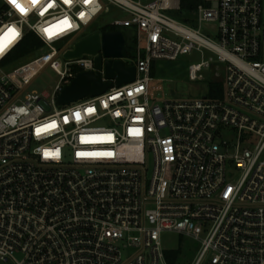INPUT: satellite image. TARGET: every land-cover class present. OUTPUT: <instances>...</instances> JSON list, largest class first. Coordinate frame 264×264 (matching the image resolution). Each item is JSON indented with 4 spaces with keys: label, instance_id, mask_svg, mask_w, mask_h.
<instances>
[{
    "label": "built area",
    "instance_id": "2783aa9c",
    "mask_svg": "<svg viewBox=\"0 0 264 264\" xmlns=\"http://www.w3.org/2000/svg\"><path fill=\"white\" fill-rule=\"evenodd\" d=\"M209 1L183 22L179 0H0L2 263L168 264L174 232L199 244L191 264H264V0ZM108 5L128 15L109 26L135 36V80L59 109L95 58L63 54ZM28 33L41 45L9 69ZM201 49L222 65L188 77L210 71L219 95L150 103L152 63ZM45 66L51 103L23 95Z\"/></svg>",
    "mask_w": 264,
    "mask_h": 264
},
{
    "label": "rangeland",
    "instance_id": "374dc122",
    "mask_svg": "<svg viewBox=\"0 0 264 264\" xmlns=\"http://www.w3.org/2000/svg\"><path fill=\"white\" fill-rule=\"evenodd\" d=\"M109 13H103L98 16L83 32L74 37L77 41L95 31H102V27L109 25L115 18H125L128 15L119 9L108 5ZM174 16L173 14H171ZM205 29H203L204 31ZM125 32V29L120 28ZM134 56L128 55L125 59L127 64L134 63ZM212 58L213 64L221 66L216 61V56L205 49L201 51H192L189 54L180 55L176 60H155L152 63L151 81L149 83V100L150 103H160L165 100H186L203 97L211 89L210 71H203L204 80H190L188 77V68L190 65L200 63L203 60ZM32 58H19L9 69H15L25 64ZM8 69V68H7ZM59 82V75L50 67L45 66L40 69L23 90L25 94H43L46 93V101L51 103L55 87ZM59 109L62 108L58 104ZM162 245L165 249L177 253L174 258V264H191L195 259L199 244L191 238L179 235L174 232H164L161 236ZM168 262V261H167ZM0 264H5L0 261ZM169 264V263H168Z\"/></svg>",
    "mask_w": 264,
    "mask_h": 264
},
{
    "label": "water",
    "instance_id": "95a60500",
    "mask_svg": "<svg viewBox=\"0 0 264 264\" xmlns=\"http://www.w3.org/2000/svg\"><path fill=\"white\" fill-rule=\"evenodd\" d=\"M82 55H95L94 70L79 72L63 85L57 97V103L61 106L85 97L101 95L113 83L120 87L135 80V67L126 65L122 60L128 57V53L125 37L120 30L92 32L75 41L64 52L63 58L77 59Z\"/></svg>",
    "mask_w": 264,
    "mask_h": 264
},
{
    "label": "trees",
    "instance_id": "16d2710c",
    "mask_svg": "<svg viewBox=\"0 0 264 264\" xmlns=\"http://www.w3.org/2000/svg\"><path fill=\"white\" fill-rule=\"evenodd\" d=\"M199 4H203L205 6L210 5L209 0H179V10L175 12L173 15L180 21L187 22L191 19L193 11ZM102 30L111 31L114 28L110 27L109 25H105L102 27ZM125 37V47L127 49L128 55L134 56L135 52V36L132 35L130 30L125 29V32H122ZM41 45L39 39L32 33H28L20 45L16 48V50L11 54L10 60L16 61L19 58H27L33 53L34 49ZM152 71V70H151ZM152 73V72H151ZM210 89V96H217L219 95V89H221V83L218 81H210L209 83ZM218 89V90H216ZM177 253L175 251L165 250V258L169 264H174V258L176 257Z\"/></svg>",
    "mask_w": 264,
    "mask_h": 264
},
{
    "label": "snow or ice",
    "instance_id": "6c2138e0",
    "mask_svg": "<svg viewBox=\"0 0 264 264\" xmlns=\"http://www.w3.org/2000/svg\"><path fill=\"white\" fill-rule=\"evenodd\" d=\"M12 2L14 3V2H15V0H12ZM17 7H19V5H17ZM9 31L11 32V31H12V29H9Z\"/></svg>",
    "mask_w": 264,
    "mask_h": 264
}]
</instances>
